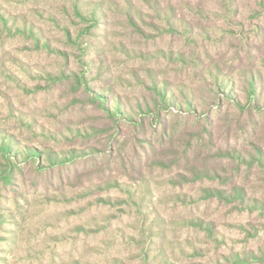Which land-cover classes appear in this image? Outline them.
<instances>
[{
    "label": "rangeland",
    "instance_id": "1",
    "mask_svg": "<svg viewBox=\"0 0 264 264\" xmlns=\"http://www.w3.org/2000/svg\"><path fill=\"white\" fill-rule=\"evenodd\" d=\"M249 69L264 0H0V264H264V111L179 114L218 76L245 99ZM101 86L143 119L112 120Z\"/></svg>",
    "mask_w": 264,
    "mask_h": 264
},
{
    "label": "trees",
    "instance_id": "2",
    "mask_svg": "<svg viewBox=\"0 0 264 264\" xmlns=\"http://www.w3.org/2000/svg\"><path fill=\"white\" fill-rule=\"evenodd\" d=\"M246 79H245V88L244 93L246 94L245 99L242 98L238 92L231 93L229 88L231 85L226 84L223 80V76L220 80H217L215 84V89L212 90L215 94V102L214 105L207 110L200 109L199 105L195 106L194 102L189 101L187 98H184V104L186 105L187 110L179 111V114H189L195 116V118L199 117V115H203L206 113L205 122H211L212 121V109H215V113H219L224 103L233 105L236 109L239 110L241 113H248L249 115H253L254 111L256 112H263L264 111V80L261 78V72L259 70L249 69L246 72ZM223 80V81H222ZM150 86L154 92V95L152 96L151 100L146 102L145 104V111L146 114H150L151 119L154 121V123L157 124V126H161L164 128V118L161 116L160 110L162 108L167 111L170 110L173 106H175V103L170 104V96L168 95L167 89L165 88V85L161 83L152 82ZM229 87V88H228ZM244 95V94H243ZM94 99H97L100 103L104 104L105 110L107 112V115L112 118V120L121 122L122 124H131L135 125L136 123L140 122L143 119V115L136 110L133 109V107L129 104L123 103L121 98L112 92L106 87L101 86L99 87V92L93 96ZM109 102V103H108ZM106 105V106H105ZM177 105V104H176ZM137 109H141L139 106ZM178 109V108H173ZM179 109H183L181 105L179 106ZM200 109V110H199ZM145 113V112H144ZM178 114V113H177ZM163 125V126H162ZM205 129V128H204ZM206 133V130H204ZM207 132H209L207 130ZM211 133V132H210ZM204 134L198 136V140H202V137ZM196 140V141H198ZM8 145V144H7ZM8 147V146H7ZM219 153L223 155H229V150H222L218 148ZM32 153V152H29ZM188 156L185 154L184 158L180 159L185 168L190 172L191 175L195 176L197 179H205V178H213L215 171L209 169L208 167L204 166L205 164H199L197 165L196 162H191L187 158ZM47 158L51 160V155L48 154ZM185 159V160H183ZM165 164V162H162ZM180 165V164H179ZM42 166V165H40ZM237 192L239 196L242 195L241 188L240 191ZM219 195H224V192L221 190L216 191Z\"/></svg>",
    "mask_w": 264,
    "mask_h": 264
}]
</instances>
